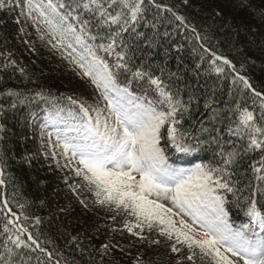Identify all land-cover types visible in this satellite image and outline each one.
Wrapping results in <instances>:
<instances>
[{
  "label": "trees",
  "instance_id": "1",
  "mask_svg": "<svg viewBox=\"0 0 264 264\" xmlns=\"http://www.w3.org/2000/svg\"><path fill=\"white\" fill-rule=\"evenodd\" d=\"M6 2L9 7L0 8V106L4 109L0 115L3 128L0 158L6 156L8 166L3 177L5 183L0 185V205L4 192L12 210L27 217L26 222L16 226L26 227L29 233L34 231L33 237L44 249L43 252L36 248L32 253H25L24 264H133L138 256L143 264H175L177 256L166 242L150 246L141 243L124 230L123 219L118 217L113 221L112 214L100 206L96 214L87 211L82 201L93 204L80 182L47 165L40 126L49 112L57 109L79 112V106L72 104L68 97L77 100L78 94L83 92L94 97L97 90L79 77L68 59L40 39L44 25L37 32L19 7L11 10L14 0ZM143 7L145 10L135 31L130 28L122 33L123 45L132 57L131 64L161 79L189 108L184 113L182 128L192 150L179 153L168 144L166 156L173 164L218 167L221 146L240 153L230 168L235 195L230 193L226 197L227 208L243 212L246 198L251 196L257 201L258 210H264V185L257 179L260 173L252 169L254 164L260 166L258 161L262 153L259 150H255L254 155L245 152L247 145L243 147L236 135L230 134L227 118L234 101L253 110L257 118L260 116L261 101L252 90L264 95V20L260 14L264 0H189L187 5L183 0H144ZM167 8L183 16L188 27L166 11ZM192 27L202 38L208 39H195ZM107 31L106 28H91L94 35L105 36ZM89 43H99V40ZM204 48L210 51L205 52ZM212 53L229 59L235 70L224 66L221 74L211 71ZM97 54L108 63H115L114 56L103 51ZM8 61H15V67L4 70L3 64ZM20 68L24 69V75ZM241 76L247 78L251 89L244 87L239 79ZM132 87L137 96L157 99L145 82H133ZM8 88L21 95L17 98L3 95ZM38 92L43 93V99ZM13 99L17 104L15 108L10 107ZM206 102L210 107H205ZM157 107L165 110V106ZM26 156L30 157L29 162L23 161ZM73 185L79 186V199L72 198ZM21 204L27 205L23 213ZM5 216L4 211H0V256L7 255L3 226L13 219ZM37 218L40 223H36ZM105 243L110 248L102 253L100 248ZM13 259L20 264L17 257Z\"/></svg>",
  "mask_w": 264,
  "mask_h": 264
},
{
  "label": "snow or ice",
  "instance_id": "2",
  "mask_svg": "<svg viewBox=\"0 0 264 264\" xmlns=\"http://www.w3.org/2000/svg\"><path fill=\"white\" fill-rule=\"evenodd\" d=\"M188 2L183 0L185 5ZM143 5L144 0H56L55 3L53 0H40L39 3L14 0L11 10L19 7L26 19L36 26L37 32L44 25L40 39L46 40L64 59L74 64L79 69L78 74L91 81L104 101L103 109L79 104L82 115L73 126H68L61 115L63 109L49 112L44 128L61 122L65 124L55 132V147L65 158V166L74 164L72 171L80 178L81 186L94 197V204L109 211L113 221L118 217L123 219L124 230L141 243L150 246L166 242L177 256L175 264H197V261L200 264H264V214L258 210L257 201L251 196L246 198L248 222L234 226L229 220L228 200L217 191L222 189L235 195L230 168L240 153L227 151L221 146L218 167L197 165L185 170L168 163L165 153L168 144L179 153L192 150L182 128L184 113L189 108L161 79L141 68H133L131 64L132 57L123 45L122 33L130 28L135 31V25L145 10ZM8 7L6 0H0V8ZM166 11L188 27L183 16L171 8ZM260 14L264 20V8ZM92 27L108 29L107 35L91 34ZM191 31L198 41L208 39L206 36L202 38L195 27ZM97 40L99 43H89ZM200 46L204 47L203 44ZM98 51L114 56L115 63H108L97 54ZM204 51L210 49L204 48ZM10 66L15 67V61L4 63L3 69ZM224 66L235 70L229 59L212 53L210 70L221 74L225 71ZM19 71L24 75L23 68ZM239 79L246 89H251L247 79L243 76ZM133 82H145L156 93L157 99L135 95ZM252 91L261 101L259 118L240 101H234L227 118L230 120V134L248 139L245 152L259 150L262 153L258 161L260 166L252 165L253 172L261 173L264 172V95ZM3 95L17 98L21 93L8 88ZM37 95L44 98L42 92ZM68 100L77 104L72 97ZM157 105L165 106V110H158ZM16 106L13 99L10 107ZM205 107L210 105L206 102ZM3 111L0 106V115ZM105 111L107 115H104ZM72 119L76 118L73 116ZM0 131H3L2 126ZM52 135V132L47 133L50 146ZM52 158H56L55 151ZM7 160L6 156L0 158V185L5 183ZM23 161L29 162L30 157H24ZM257 179L264 180V175L257 176ZM73 191H76L75 187ZM26 206H19L21 213ZM5 209L14 219L3 226L7 255L0 256V261L16 264L13 257H17L20 264H24V249L32 246L42 252L44 249L27 228L16 226L20 217L7 200L0 205V211ZM36 223H40L39 218ZM257 225L261 234L255 231ZM25 234L26 239H22ZM109 248L110 245L105 243L100 251L105 253ZM48 256L51 258V253ZM133 264H143L141 257L138 256Z\"/></svg>",
  "mask_w": 264,
  "mask_h": 264
},
{
  "label": "rangeland",
  "instance_id": "3",
  "mask_svg": "<svg viewBox=\"0 0 264 264\" xmlns=\"http://www.w3.org/2000/svg\"><path fill=\"white\" fill-rule=\"evenodd\" d=\"M6 1H10V0H6ZM78 51H80V49L78 50ZM82 76V75H81ZM83 77V76H82ZM83 79H85L86 81H88V82H91L88 78H85V77H83ZM80 93H82V92H80ZM85 104H87L88 106H86V107H89V106H93L94 105V101H92V100H87L86 102H85ZM103 108H104V106H103ZM102 108V109H103ZM104 115H107V112L105 111L104 112ZM102 120H103V116H102ZM53 151H57V149L56 148H54V147H52V151L50 152V157L52 158V152ZM53 159V158H52ZM60 159V160H59ZM53 163H54V165H56V166H65V158L61 155V154H59V156L57 157V155H56V158L55 159H53ZM69 166H71V167H74V164H69ZM66 167V166H65ZM181 169H185V170H190V169H192L191 167H181Z\"/></svg>",
  "mask_w": 264,
  "mask_h": 264
}]
</instances>
